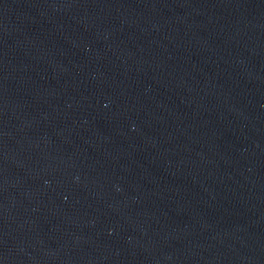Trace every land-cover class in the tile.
I'll return each mask as SVG.
<instances>
[{"label": "water", "instance_id": "1", "mask_svg": "<svg viewBox=\"0 0 264 264\" xmlns=\"http://www.w3.org/2000/svg\"><path fill=\"white\" fill-rule=\"evenodd\" d=\"M0 264H264V0H0Z\"/></svg>", "mask_w": 264, "mask_h": 264}]
</instances>
